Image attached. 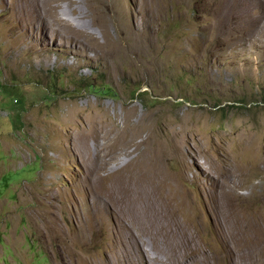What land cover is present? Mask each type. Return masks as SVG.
Here are the masks:
<instances>
[{"label": "rangeland", "instance_id": "1", "mask_svg": "<svg viewBox=\"0 0 264 264\" xmlns=\"http://www.w3.org/2000/svg\"><path fill=\"white\" fill-rule=\"evenodd\" d=\"M59 1L75 27L93 20ZM40 2L0 0V264L264 262V0H118L130 41L104 64L27 35ZM154 142L177 155L159 168L187 198L175 216L148 175Z\"/></svg>", "mask_w": 264, "mask_h": 264}, {"label": "bare ground", "instance_id": "2", "mask_svg": "<svg viewBox=\"0 0 264 264\" xmlns=\"http://www.w3.org/2000/svg\"><path fill=\"white\" fill-rule=\"evenodd\" d=\"M40 1V0H39ZM68 1H70V0H68ZM86 1V0H85ZM84 1V2H85ZM88 1V4L90 3L92 6H89L90 8L92 7V10H93V20L91 21V23L90 24H88V23H86L85 21H83V20H80V19H78L77 20V27H75L71 22H69V20L67 21V20H64L59 14H58V10L60 9V6H59V0H51V1H48V0H42V3H41V6L39 7L38 6V10L37 11H33V10H29L28 11V14H26V12L24 11L23 12V14L22 15H20V18H19V21H20V23L22 24V25H25V27L27 28V30L29 31L28 33H27V35H34L35 34V32L37 31V28H38V30H40L41 32H39V33H41L40 35H38V34H36L35 36H34V38H35V40H36V42H42L39 46H47L48 44H49V42L50 43H52V44H56V43H67V44H73V45H75V47L73 48L75 51H76V46H80L81 48H82V46L83 47H85L86 49H87V51L88 50H92V51H94L95 53H97L98 51H101V52H103V59H102V63L104 64L105 62H108L109 60H111V59H113V58H115L119 53H121V48H123V47H121L122 45L123 46H125V47H127V45H128V41H130L129 39L130 38H127L126 37V35H128V33H129V30H128V32L127 31H125V29H124V27H123V21L119 18L120 17V14H121V10H120V7H122V6H120L119 5V2H118V0L116 1V0H87ZM257 1V0H256ZM26 2V1H25ZM37 2V1H36ZM140 2V1H139ZM145 2H147V1H145ZM160 2V1H159ZM221 2V1H220ZM30 3V2H29ZM70 3H71V5L72 4H76L77 5V3H76V0H75V2L73 3V0L72 1H70ZM149 3V2H148ZM168 3V2H167ZM2 4V3H1ZM27 4V3H26ZM25 4V5H26ZM141 4V3H140ZM144 4V3H143ZM143 4H142V7H140V8H142V10H144L143 9ZM28 5V4H27ZM33 5H35V4H33ZM40 5V4H39ZM68 6H70L69 5V2H68V4H67ZM87 5V4H86ZM146 5V4H145ZM29 6V5H28ZM138 6H139V4H138ZM230 6V5H229ZM31 7V6H30ZM34 7V6H33ZM72 7V6H71ZM75 7V6H74ZM86 7V6H85ZM88 7V6H87ZM146 7V6H145ZM25 8V7H24ZM29 8V7H28ZM68 8V7H67ZM151 8V7H150ZM150 8H149V10H150ZM166 8V7H165ZM26 9V8H25ZM74 9V13L75 12H81V11H83L82 9L81 10H79L78 9V7H75V8H73ZM122 9H123V7H122ZM72 10V9H71ZM124 10V9H123ZM132 10V9H131ZM52 11H54V15H50V13L52 12ZM145 11V10H144ZM144 11H142V12H144ZM146 11H147V9H146ZM145 11V13H147ZM161 11V10H160ZM255 11V10H254ZM92 12V11H91ZM150 12V11H149ZM13 13V12H12ZM84 13V12H83ZM87 13V12H86ZM20 14V13H19ZM89 14V13H88ZM123 14V13H122ZM136 14V13H135ZM144 14V13H143ZM142 14V15H143ZM150 14V13H149ZM158 14H159V12H158ZM82 15V14H81ZM160 15V14H159ZM90 16V15H89ZM123 16V15H122ZM150 16H151V14H150ZM10 18V16H7V18ZM13 17V16H12ZM92 17V16H91ZM146 17V16H145ZM156 17V16H155ZM159 17V16H158ZM82 18H84L83 16H82ZM123 18V17H122ZM127 18H129V17H127ZM148 18V17H147ZM152 18V17H151ZM11 19V18H10ZM75 19V18H74ZM154 19V18H153ZM16 20V19H15ZM17 21H18V19H17ZM113 21H115V22H117L118 23V26L120 27H118V30H119V33H120V38H116V37H112L111 36V34H110V32L108 31V28H107V24H110L111 22H113ZM156 21V20H155ZM155 21H153V22H155ZM16 22V21H15ZM39 22V23H38ZM73 22H74V20H73ZM128 22V21H127ZM146 22V21H145ZM147 22H148V20H147ZM158 22V21H157ZM156 22V23H157ZM11 23V22H10ZM151 23V22H150ZM19 24V23H18ZM113 24V23H112ZM37 25V26H36ZM116 25V24H115ZM126 25V24H125ZM132 25V24H131ZM148 25H150V24H148ZM147 25V26H148ZM156 25V24H155ZM137 26V25H136ZM94 27H98L99 28V30L101 31V34H103V36L104 37H106L107 38V44H109V46L108 47H106V43L104 44V45H100V44H98L97 43V39L95 38V34H93V33H91V31L94 29ZM126 27V26H125ZM151 27V26H150ZM156 27V26H155ZM126 29H128V27L126 28ZM132 30H133V28H131ZM146 29V28H145ZM144 29V30H145ZM148 29V28H147ZM152 29H154V26H153V28ZM136 30H137V28H136ZM136 30L134 31V32H136ZM139 30V29H138ZM138 30H137V32L136 33H138ZM140 31H142V30H140ZM126 32H127V34H126ZM147 32V31H146ZM38 33V32H37ZM135 33V34H136ZM139 34V33H138ZM135 35V36H139V35ZM144 34V33H143ZM146 35H147V33H146ZM132 36H134V35H132ZM134 36V37H135ZM142 36H144V35H142ZM149 36H151V34L149 35ZM148 36V37H149ZM154 36V35H153ZM152 36V37H153ZM131 37V36H130ZM156 37V36H155ZM138 39H140V37H137ZM146 38V37H145ZM154 38V37H153ZM33 39V38H32ZM137 39V40H138ZM142 39H144V37L143 38H141V40ZM147 39V38H146ZM146 39H145V41H146ZM150 39V38H149ZM156 39V38H155ZM154 39V41H156ZM104 40H105V38H104ZM153 40V39H152ZM152 40H151V42H152ZM134 41H136L135 39H134ZM144 41V40H143ZM143 41H142V43H143ZM139 42V41H138ZM147 42V41H146ZM130 43H132V42H130ZM129 43V44H130ZM136 43V42H135ZM142 43H139V44H142ZM148 43V42H147ZM146 43V44H147ZM122 44V45H121ZM138 44V45H139ZM155 43H153V45H154ZM32 45V44H31ZM36 45H37V43H36ZM50 45V44H49ZM61 45V44H60ZM62 45H64V44H62ZM73 45H71V47L73 46ZM135 45H137V44H135ZM135 45H132V46H134L135 47ZM145 45V44H144ZM144 45H141L142 46V49H143V47H144ZM153 45H152V48L154 49V47H155V49H154V51H153V55H155L156 53H157V48H156V45L153 47ZM44 46V47H45ZM131 46V45H130ZM147 46V45H146ZM145 46V47H146ZM33 47V46H32ZM35 47V46H34ZM150 48H151V46H149ZM160 47V46H159ZM48 48V47H47ZM132 48V47H131ZM131 48H129L130 49V52L131 51H135V50H137V48L135 49V48H133V50H131ZM140 47L138 46V49H139ZM149 48V49H150ZM49 49V48H48ZM72 49V50H73ZM142 49L140 50L141 52H142ZM163 49V48H162ZM83 50V49H82ZM144 50V49H143ZM147 50V49H146ZM46 51V50H45ZM53 51V50H52ZM86 51V52H87ZM124 51V50H123ZM152 51V50H151ZM150 51V53L152 54V52ZM65 52V51H64ZM80 52V51H79ZM83 52V51H82ZM138 52V51H137ZM85 53V52H84ZM136 53V51L133 53L132 52V55L131 56H133V54H135ZM139 53V52H138ZM79 54V53H78ZM124 54V53H123ZM129 54V53H128ZM137 54V53H136ZM146 54H149V52L148 53H146ZM151 54H150V56H151ZM163 54V53H162ZM75 55V54H74ZM97 55V54H96ZM99 55V54H98ZM167 55V54H166ZM79 56H80V54H79ZM139 56H141V55H139ZM143 56V55H142ZM150 56H149V58H150ZM123 57V56H122ZM125 57V56H124ZM123 57V58H124ZM100 58V57H99ZM98 58V59H99ZM118 58V57H117ZM132 58V57H131ZM137 58H139V57H137ZM147 58H148V55H147ZM140 59V58H139ZM139 59L137 60V61H139ZM142 59H144V58H142ZM169 59V58H168ZM131 60V59H130ZM153 60H154V58H153ZM98 61V60H97ZM133 61V60H132ZM140 61H142V60H140ZM124 62V61H123ZM128 62V61H127ZM163 62V61H162ZM109 64V63H108ZM107 64V65H108ZM133 64V63H132ZM152 64V63H151ZM105 67H106V65H105ZM114 67V66H113ZM156 67V66H155ZM152 68V67H151ZM154 68V67H153ZM118 70H119V68H117ZM112 70V69H111ZM129 70V69H128ZM110 71V70H109ZM113 71H115V69L113 70ZM130 71V70H129ZM119 72V71H118ZM113 73V72H112ZM158 73V72H157ZM129 74V73H128ZM127 74V75H128ZM131 74V73H130ZM123 75H125L124 73H123ZM154 76V75H153ZM131 107H133V106H131ZM135 108V107H134ZM132 109V108H131ZM133 110V109H132ZM127 114V113H126ZM129 114V113H128ZM136 115V114H135ZM126 117H128V116H126ZM132 117V116H131ZM143 117V116H142ZM151 118V117H150ZM142 119V118H141ZM128 120V119H127ZM146 122V121H145ZM129 126V125H128ZM150 126H151V124H150ZM149 126V127H150ZM144 130V129H143ZM146 130V129H145ZM152 130V129H151ZM138 132V131H137ZM142 133V132H141ZM147 133V132H146ZM143 134V133H142ZM160 137V136H159ZM162 137V136H161ZM126 140V139H125ZM132 140V139H131ZM150 140H151V138H150ZM147 142V141H146ZM148 142H150V141H148ZM152 143V142H151ZM148 144H150V143H148ZM153 149L152 150H150V148H149V151H152V157H150V155H149V157L151 158V160H148V158L146 159V162L148 161L149 163L147 164V163H145L146 164V166L147 167H149V172L150 173H148V175H153V177L155 178V179H153V177H152V179H153V181H152V184H155V189L158 191V194H160V196H159V198L161 197V203L160 204H162L161 205V207L164 205L165 206V209H167L169 212V215L171 216H175L176 214H178V213H183V212H185L186 210H184L187 206H186V199L187 198H180V197H178V196H176V195H173L171 192H167V190H169V189H173L174 191H176L178 194H180L181 196H182V191L180 190V187L178 186V184H177V181L180 179L179 178V175L177 176V175H175V174H173V173H171V172H169V171H167L166 170V172H164V171H161L162 170V168H161V170H159V168L162 166L161 164H162V162H164L165 160H167V159H169L170 157L173 159V158H176V156H173V153H175L173 150H171L172 148H168V147H164L163 145L162 146H158V144H157V142H154L153 143ZM135 146H136V144H135ZM151 146H152V144H151ZM146 149V148H145ZM129 150V149H128ZM171 150V151H170ZM109 151H111V150H109ZM109 151H107V152H105L104 154H100V157L101 158H103L104 160H105V162H104V165H108V163H110V161H112L113 159H115V157H114V155H113V153L112 152H109ZM147 151V150H146ZM150 153V152H149ZM151 154V153H150ZM127 156V155H126ZM144 156V155H143ZM119 157H120V155H119ZM169 157V158H168ZM182 155L180 156V158H179V160H184V159H182ZM106 158H109V159H106ZM146 158V157H145ZM144 158V159H145ZM170 158V159H171ZM134 160V159H133ZM118 161V160H117ZM182 161H181V163H182ZM115 162V161H114ZM184 162V161H183ZM103 164V163H102ZM101 164V165H102ZM183 165V164H182ZM184 166V165H183ZM138 169V168H137ZM144 169V168H143ZM144 174V173H143ZM146 174V173H145ZM160 174H162V178H159V175ZM183 175V174H182ZM146 176V175H145ZM92 177V176H91ZM148 177H150V176H148ZM161 177V176H160ZM149 180V178H146V180ZM95 180V179H94ZM154 180H156V181H154ZM217 189V188H216ZM154 192V191H153ZM157 195V194H156ZM238 197V196H237ZM156 198V197H155ZM221 198V197H220ZM219 198V199H220ZM155 200V199H154ZM158 200V199H157ZM159 201H160V199H159ZM239 201V200H238ZM108 202V201H107ZM157 203H158V201H156ZM180 202V206L178 207V208H176L175 206H176V204L177 203H179ZM159 204V203H158ZM158 206V205H157ZM231 206V205H230ZM109 207V206H108ZM213 208V207H212ZM187 209V208H186ZM109 210V209H108ZM161 210H164L163 208L161 209ZM167 210H165V212L167 211ZM158 211V210H157ZM156 211V212H157ZM159 211H160V209H159ZM209 211V210H208ZM231 211V210H230ZM238 212V211H237ZM99 213H100V215H101V217H102V214H101V212L99 211ZM167 213V214H168ZM160 214V213H159ZM206 214V213H205ZM221 214V213H220ZM165 215V214H164ZM168 215V216H169ZM229 216V215H228ZM227 216V217H228ZM96 217V216H95ZM167 217V216H166ZM242 217V216H241ZM104 218V217H103ZM216 220V219H215ZM239 220V219H238ZM244 220H245V218H244ZM220 221V220H219ZM228 221V220H227ZM231 221V220H230ZM244 222V221H243ZM242 222V223H243ZM93 224V223H92ZM217 225V227H219L218 226V224H216ZM233 225V224H232ZM181 226V225H180ZM225 226V225H224ZM215 228H216V226H215ZM220 228H222V227H219L218 229H220ZM242 228V227H241ZM217 229V228H216ZM243 229V228H242ZM258 229V228H257ZM218 231V230H217ZM216 231V232H217ZM245 231V230H244ZM221 232V231H220ZM238 232V231H237ZM243 233V232H242ZM238 234V233H237ZM261 237V236H260ZM239 238V237H238ZM242 238V237H241ZM247 239V238H246ZM235 240V239H234ZM256 240V239H255ZM248 241V240H247ZM249 241H251V239L249 240ZM239 242V241H238ZM250 243V242H249ZM252 243V242H251ZM251 245V244H250ZM234 246V245H233ZM261 251V250H260ZM263 251V250H262ZM228 252V251H227ZM231 252V251H230ZM229 252V253H230ZM228 253V254H229ZM244 255V254H243ZM263 255V254H262ZM199 256V255H198ZM228 256V255H227ZM206 257V256H205ZM226 257V256H225ZM208 258V257H207ZM264 258V257H263ZM209 259V258H208ZM217 259V258H216ZM214 260V263L212 262V264H223L222 262H221V260ZM232 259V258H231ZM238 259V258H237ZM201 260V259H200ZM207 260V259H206ZM260 260V259H259ZM264 260V259H263ZM208 261V260H207ZM212 261V260H211ZM234 262V261H233ZM262 262V261H261ZM209 264H210V262H209ZM252 264V263H251ZM258 264H260L259 262H258ZM261 264H264V262H262Z\"/></svg>", "mask_w": 264, "mask_h": 264}]
</instances>
